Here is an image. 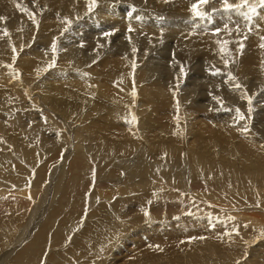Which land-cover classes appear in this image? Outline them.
I'll return each instance as SVG.
<instances>
[{
	"label": "bare ground",
	"instance_id": "6f19581e",
	"mask_svg": "<svg viewBox=\"0 0 264 264\" xmlns=\"http://www.w3.org/2000/svg\"><path fill=\"white\" fill-rule=\"evenodd\" d=\"M7 1L8 0H0L4 5L10 4L13 8L15 7V3H13L15 0ZM36 1L39 4L48 7L62 6V3L70 5L72 7L70 12L71 18L67 19L62 16L61 11L58 15L60 20L52 21V30L48 33L43 34L38 30H30L28 27L17 34L12 35L11 33L13 31L10 30V24L13 20L10 19L8 15L1 17L3 18L1 19V22L3 23L2 31L6 29L9 35L5 38V36L0 33L2 37L0 38V51L4 52V56L0 58V61L3 64L6 63V65H0V72L5 73V76L0 77V96H5L3 97L4 102H1L0 104V110L3 109L11 113V122L9 125L0 124V204L3 206L0 207V245L5 244L10 247L9 245L13 243L15 244V246H13L17 247L19 243L29 237L30 234H27L28 227L26 228V224L28 223L27 217L29 210H32L30 208H33L32 198H39L42 204L46 203V206L43 207L45 208L43 212L44 216L45 212L49 211L50 214L48 216L50 218L55 219L56 216L59 220L54 221V227H57V232H55L56 234L53 238V243H51V237L49 239L47 235L48 225H46L47 227L44 226L47 222H43L39 228L40 230L37 231V235H35L37 240L35 242L36 248L32 251L33 255L31 254L30 257L28 256L26 252L28 247H26V250L25 248H20L25 251L21 250L24 252L22 253L18 250V254L13 259V264H43L42 259L47 252L46 248L51 247L50 250H52L61 244H66V246L70 245L69 247L74 250L83 247V251L80 256H73L71 251L68 250L66 256L67 259L62 262L60 260L54 262L49 259L48 264H96V262L100 264H114V259L110 257L109 250L115 246V243L121 242L123 237L122 233L127 228L126 224L128 221H130V224L137 225V222L130 220L132 212L142 213L139 217L138 226L145 225L148 222L161 223L162 221L169 220L176 215L185 217L178 221L181 226L179 230L167 231L168 234H171V238L177 237L176 239L190 237L193 234L192 231L187 230L186 227L183 226V223L185 222L194 224L195 228L197 226H203L201 222H195L191 219L204 221L221 219L223 223L229 225L227 229L230 231L222 229L217 232L208 229L199 235L203 240L199 239V242L194 245L193 243H183L185 247L163 251L160 259L163 264H232L235 263V261L232 260L241 253L240 250L249 252L239 246V244H246V240L249 237L252 242L256 243L255 252L258 254L256 261H249V264H264V237L260 236V233L264 231V210L261 209L264 207V146L256 144L258 141H256V137L253 135L252 137H254V139H246L245 144L240 146L228 141V139H224V136L226 137L228 132L234 136L233 131L239 130V128L235 129L236 125L240 127L242 126V122L240 123L242 120H239L236 114V109H240L239 106L238 108L231 107L234 106V104H230L231 106L229 107L224 104L218 106L222 112L231 113V111H233L236 115L231 121L224 123L227 125L228 129L231 128L230 130L225 131V134L221 135L220 133L216 134V132L210 131V134L213 133L214 135L208 138V144L202 142L198 131H203L204 125L207 127L209 126L206 125V123H199V128H196L198 131L194 129L195 127L189 124L185 107L182 109V107L178 105L177 98L173 100L170 99L172 103L170 109L173 112L174 109H179V113L178 111L177 113L179 114L180 119L175 117L177 119V126H172L171 124H165V126H162L160 124V119L159 121L157 120L160 122L159 124L157 122L153 123L154 121H151V117L147 112V106L145 105L147 103L144 101V98L156 101L158 99L157 97L161 95L160 92L164 91L160 90V92L153 93L146 85L143 86L139 94L135 93L136 88H132L131 86L129 87L130 92H126L120 88L118 82L121 83L123 80L125 84H127V82L130 81L131 75L140 76L142 68L145 65L144 62L142 64H137V62H141L138 59L136 66L140 65L139 69L136 70V73H132L127 67L128 64L132 63H130L128 58H121V54L123 55L124 52L120 51L117 47L118 51L116 52L117 55H119L118 61L111 62L113 67L110 68V71L107 74H100L102 76L106 75L105 79L93 78L94 76H91L93 73L88 75L87 78L74 77L67 81H58V78H55L56 81L52 83V85L55 83L53 90L46 93L41 87L40 90L42 93L35 91L31 88L30 82L37 80L42 75L48 76L49 74L46 72L47 66L58 65L61 63V60H68L69 62H72L71 65H73V62L78 58V55L70 53V51L76 50L77 46L71 45L67 48H62L63 41H70L74 35L78 34L79 29L77 30V25H92L93 22H91V20L94 19L98 22V30L109 25V21L113 20V15L110 14H116L113 12L114 8L121 0H97V6L91 13H88L86 0ZM211 1L212 0H210V2ZM220 1L222 2V0H219L218 2ZM240 1L244 0H228V3L233 5L231 8H225L224 4H220L217 8L223 12L221 17H228L231 19V17H233L231 14H235L236 5ZM247 1H254L257 4L260 2V0ZM121 2L123 3L125 1L122 0ZM131 4H133V7L137 6L138 9H131V11L125 9V13L130 11L129 15L126 14V16L125 14H121V11L119 13L120 21L124 22V24L120 28H114L113 30H118V32L125 30L124 32L127 33V28L131 27L135 29L134 31H131L133 35L134 33H139L141 35L143 33L138 27L139 24H142L145 19L149 20V17L152 14L155 15L154 20L158 19V16L156 15L157 13L147 12L142 10V8L156 12L158 11L146 7L141 3V0H133ZM37 11L39 13L41 8H37ZM239 11L242 12V15H236L234 17L242 20L243 16L247 14V11ZM25 17V21L32 19L31 17H27V15ZM86 17H88V19H85ZM134 17H137L136 19L139 20L134 22L131 20V18L134 19ZM66 19L71 21V25L65 23ZM80 20H82V22L77 24L76 22ZM204 20L206 21V16ZM202 22L204 23V21ZM259 22H261V20ZM169 23L170 22L160 21L157 23L155 20L152 22L151 26L153 28L161 27L160 30L170 28L171 34L177 33L179 31L176 29L179 28L177 27L178 24L175 23L172 25ZM31 25H33V23H31ZM35 25H37V23H35ZM187 27L188 26L185 24L182 28L187 29ZM66 28L68 29L67 31H65ZM110 28L111 27L109 26V29ZM198 28L200 29V25ZM261 29L262 26H259L258 30L260 31ZM73 30L76 31L74 32ZM238 30L239 35L243 39H245L244 37H247L243 44L246 45V43H250L253 46L252 51L247 55L248 71L252 73V79L256 81L255 84H264V80L255 78L258 72L264 70V55L260 49V45L264 43V40L261 39V37H264V33H254V31L248 29L250 33L246 34L245 32H240L241 27H239ZM156 31L155 34L158 37L163 34L160 33V31ZM112 35V38L110 37L111 41L115 40L116 36H118ZM16 37L18 38L17 40H15ZM183 41L182 44L184 43ZM220 42L221 45L212 44L211 47L221 48L223 42ZM53 43L56 45L55 52L52 49ZM42 44L46 45L49 50L46 51V54H35L39 59L34 60L32 57V55H34L33 48ZM113 45L114 43H111V52L114 50ZM105 46L100 50H97V52H95L96 55H93L97 56L100 52L103 54ZM107 46L106 50L109 49ZM13 48L16 49L15 52L13 51ZM120 49H123V47H120ZM86 55H89L90 57V54ZM76 63L77 61L75 64ZM100 63L102 64L103 62L101 61ZM108 64L109 63L104 64V66H107ZM21 66L26 68V71H22ZM116 68L118 69L115 71ZM59 71L60 70L53 72L52 75L56 77ZM96 72H98V70L94 73ZM150 77L154 76L152 75L149 76V78ZM108 79L115 80L118 86L105 81ZM103 87L106 89H103ZM113 89H116V92L127 97L128 101L118 99L119 97H116L117 94L112 92ZM28 95H31V97L37 96L39 98H45L50 105L53 104V107L57 111L55 112L57 117L53 115V119L61 118L57 121L62 123L61 129L57 127V129H59L57 131L58 141H53L54 145L52 147H47V145L50 144V142L47 141V137H45V141L47 142L42 145H39L38 142L34 140L35 137H39L37 133L43 135V131H47V135H51L49 129L45 130L49 124L47 120L30 125L26 123L25 119L19 116V111H22L25 106H30L34 110L36 105H39L38 98L32 99L33 101H31V104L27 105L31 99ZM7 101L11 102L8 105L3 106ZM158 103L159 105L168 103V100L164 99V101L157 102V104ZM86 109H88L87 113L83 112L86 111ZM124 112H126L128 116V120L126 121L128 126L126 128L120 126L114 120L103 119L102 121L104 122L101 121L102 124H100L99 121L101 119L96 116L97 113H106L108 115H113L115 118H119ZM192 113L193 112H190L189 114ZM91 114H95L96 121L92 120L94 118H90ZM5 115H9V113H5ZM166 117L167 116H165V118ZM21 118L23 120L19 122L18 119ZM169 118L167 119L170 120ZM163 120L165 122V119ZM82 121H84V124H81ZM50 125H53V123H50ZM100 128L101 130L106 129L110 133H106L107 131L102 133L100 132L101 130L99 131ZM36 129H39V131H35ZM68 131H71V134L73 133L75 137L74 139L77 140V143H75L73 147L74 153L71 159H68V156H70V148L68 150L69 145H67L70 141ZM170 132L172 133L169 134ZM188 134L197 135L199 141H195V139L186 140ZM31 135H35V137H31ZM217 135H221L219 141ZM81 139L89 140L94 143L85 146L83 143H80ZM49 141H51V139H49ZM253 141H256V143ZM92 145L93 147H90ZM57 147H60V149H57ZM236 148H239V152ZM52 149H57V153L62 155V162H58L57 167H52L50 169V162L55 161L57 155L52 156L51 159H49L50 162L46 161L45 164L41 165L39 163L41 159H44L48 154V150L50 151ZM137 151L139 152L136 154V159L138 161L132 164L126 163L125 158L130 153H135ZM93 161H97L101 168L98 173L95 172L96 166H94ZM188 164L191 165L192 170L189 174L188 172L190 171V168L187 166ZM168 165H170L169 172L171 175L168 178V185H159L158 182L161 179H157L160 176H152L149 172H153L154 174L160 171L162 172L163 167H169ZM27 166L35 168V171L28 170V175L25 173L24 175L18 174ZM122 166L123 169H121ZM124 169L127 173L131 174L133 179L137 176H146H144L145 179L143 180H137L136 184L131 187L133 192H136V195H133V198H128L129 195L126 196L127 193H130L128 191L129 188H117V181H120L123 178L121 177L122 173H126L124 172ZM174 169L175 171H173ZM9 171L11 172L7 175L6 172ZM164 171L167 173L165 167ZM36 173L38 179L45 182L49 178L48 182L54 183L51 188L53 189V195L51 194V196L47 198L49 186L47 184V186L43 188V184H40V180L38 179L37 183V180L33 179L36 176ZM186 174L193 183L196 182L198 187H202L204 190L199 191L197 189L198 192H190L188 189L189 183L184 182ZM107 178L111 180L110 185L106 182ZM101 179H104L105 181L101 182ZM202 181L207 183L208 188L204 185L201 186L200 183ZM38 185L42 187V190L44 191V196L42 197V190H40V193L38 192ZM107 187L110 189V192H108V195H105L101 190H104ZM138 188L143 189L144 196L140 197L141 194L138 191L141 189ZM176 189H178V192L173 191ZM97 191L98 193L109 197L108 200H106V203H109L108 201L112 202L111 197L113 193H117V195L119 194L121 198L120 200L115 199L112 204L109 203V206L103 204L93 206L91 200H87V195L91 193L92 198L93 194ZM169 191H172L173 194ZM36 192L39 194L36 195ZM58 194H60L59 197H57ZM71 194L73 195L72 200L67 202V204L69 206V203H72L70 206L71 208L68 209V206L65 205L63 201L70 198ZM29 197L31 199H29ZM166 197L168 198L166 199ZM57 201L58 204L56 203ZM149 201H151L152 205H150L151 203L147 204ZM133 204H135L136 207L128 208ZM258 204H261L260 208H256L260 209V211H258L260 212V215L257 216L254 214L252 218L248 216L250 219H247V217L245 218V212L243 215L244 217L238 218L239 214L242 215L241 213L243 209H237L239 208L238 206H257ZM87 206L88 208L89 206L97 207V210L91 213L88 211L85 212ZM58 207H60V210ZM112 207L115 208V212L110 210ZM128 209L132 211H127ZM105 211L111 215H113V213L118 214L120 217L119 221H116L114 218H110L109 222L104 221L103 216H105ZM98 213L100 218H96V220L92 221L89 220ZM85 215L87 216V220L89 222L91 221V223H87L88 226H85V229L80 233H77L74 237L75 233L81 227L80 225ZM30 216L32 215L30 214ZM33 216H36V212ZM106 217L107 216L104 218ZM248 220L251 221L249 225L254 228L253 233L246 234L250 229L247 225L243 230V234L245 235H237L233 238L227 236L230 235L231 231L234 233H240L242 230L241 226ZM59 228H62V232L59 231ZM60 235L62 236L59 237ZM148 235L157 238L154 242L158 241V243H160V241H162V239L159 238V232L155 229H149ZM11 239H15V241H9ZM89 241H92L95 244L93 248H89ZM175 244L176 241L168 239L164 241L162 245H159V247H157V245H155V247L156 249H166ZM134 245L135 247L131 246L132 248L134 247L133 249L139 248L137 242H135ZM131 247L129 248L130 252L133 251L131 250ZM84 254L85 256H83ZM145 254L146 253H143L139 257H142ZM6 256L7 255L4 254L0 257V264L7 263L6 258H8V256ZM135 261L133 264H146L139 259L136 262Z\"/></svg>",
	"mask_w": 264,
	"mask_h": 264
},
{
	"label": "rangeland",
	"instance_id": "374dc122",
	"mask_svg": "<svg viewBox=\"0 0 264 264\" xmlns=\"http://www.w3.org/2000/svg\"><path fill=\"white\" fill-rule=\"evenodd\" d=\"M121 1L114 8L113 12H115L116 14H110V15H113L112 16L113 20L109 21L110 24L104 26L103 28H100L99 30L97 29V23L98 22H96L97 20H95V19L91 20V22L96 23V24L92 23V25L80 24L82 22V20L77 21L76 23L80 24V25H77V30L79 29L78 34L74 35L72 37V39H70V41H63L62 42V48H67L71 45L77 46V49L70 51V53L78 55V58L73 62V65H71L72 62H69L68 60H61V63L58 65L47 66L46 72L49 75L48 76L42 75L37 80L30 82L31 88H33L35 91L41 92L40 89L42 87L43 91L47 93L48 91L53 90L55 83H54V85H52V83L56 81L55 78H58L57 79L58 81H67L70 78H74V77L87 78L88 75H90L91 73H93V74H91L92 77L94 76L93 78L96 77V78L105 79L106 75L102 76L100 74L101 73L107 74L110 71V68L113 67L111 62L118 61L119 55H117L116 51H118V49H119L120 51L124 52L123 55L121 54V58H128L130 63H132V64H128V66H127L128 69L132 71V73L133 72L136 73V70L139 69L140 65L136 66V62L138 59L141 62H137V64H142L144 62V65H145L142 68V72H141L140 76L131 75L130 81L127 82V84H125V82L123 80L121 81V83L118 82L120 88H122L126 92H130L129 87L131 86L132 88H136L135 93H138V94L140 93V90L145 85L153 93L160 92V90L164 91V92H160L161 95L157 97L158 99L156 101H152V100H149L147 98H144V101L147 103V104H145L147 106V112L149 113V116L151 117V121H154L153 123L157 122L159 124L160 122H158V121L160 119V121H161L160 124L162 126H165V124H167V125L171 124L172 126L173 125L177 126L176 120L180 119L179 114H178L179 109H174V112L170 109V107L172 105L170 99L173 100V99L177 98L178 99V105L181 106L182 109H184V107H185V112L188 116L189 124L194 126L195 127L194 129L199 128V123H206V125L209 126V127H207L204 125V127H203L204 132L198 131L196 129L198 131V133L200 134L202 142L208 144V138H210L211 136L214 135L213 133L210 134V131H214V132H216V134H218V133H220L221 135L225 134V131L230 130L231 128L228 129L227 125L224 123L231 121L233 119V117H235V115H236L235 112H233V111H231V113H229V112L224 113L219 109L218 106L221 104H224V105H228V107H229V106H231L230 104H234V106H231V107H235V108L237 107L238 108V106H239L240 112L245 115V120L240 121V123L242 122L241 127L238 125L235 126V129L239 128V130H237L238 132L235 130L233 131L234 136H232V134H230L228 132L227 133L228 135L226 137L224 136V139H228V141L233 142L236 145L240 146L242 144H245L246 139L252 140V139H254V137H256V141H258V143H256V141H253V142H255L256 144L264 146V84H262V83L260 85L255 84L256 81H254V79H252V73H250V71H248L247 55H248V53H250V51H252L253 46L250 43H246V45H244V49H243L242 53L240 51H238L239 41H242V42L245 41V39H243L239 35V30H238L239 27H241L240 32H245L246 34L250 33V31H254V33H264V8H262L260 6V2L258 4L254 1H252V2L247 1V3H245L244 1L238 2L236 5V12L234 15L231 14L233 17H231V19H230L228 17L227 18L221 17L223 12H221L220 9L217 8V7H219L220 4H223V2H221V1L218 2L219 0H216V1L212 0L210 2V0H209V3L207 5L201 6V9L207 13L206 21H205L204 20L205 16L202 18L196 17V16H194V14L190 10L193 2L196 3L197 0H168L167 3L165 2V0H141V3H143L146 7L150 8V9L157 10L159 12L158 13L156 11H152L149 9L142 8V10H144V11L157 13L156 15L158 16L157 18L159 19V20L155 19L157 23H159V21L160 22H170L169 24H172V25L177 23L178 24L177 27H179V28H176L179 31L175 34L170 33V30H171L170 28L161 29L162 31L160 30L161 27L153 28L151 26V24L153 21H155L154 20L155 15L152 14L149 17V20L145 19L142 22V24L138 25L140 30H142V33L145 35L144 36L143 34L140 35L139 33H134V35H133L129 31V28H127V31H128L127 33L124 32L125 30L122 32H118V30H116V31L113 30L114 28H120L124 24V22L120 21L119 13L121 11H122L121 14H125V16H126V14L129 15V12L131 11V9H138L137 6L133 7V4H131V2H133V0H124L125 2H123V3ZM7 2H9V0ZM13 3H15L14 8L10 4L4 5L0 2V18L5 16V15H8L10 17V19L13 20L12 23L10 24V26H11L10 30L13 31L11 33L12 35L17 34V33L23 31L25 28H28V27L30 30H38L43 34L48 33L49 31L52 30V25H53L52 21L60 20L58 15L61 11H62V16H64L67 19L71 18L70 12H71L72 7L70 5H66L64 3H62V6H52V7H48V6L39 4L36 0H15V1H13ZM17 4H19L20 7H17ZM189 7H190V9H189ZM24 8H27L28 12L23 11ZM37 8H41V11L39 13L37 11ZM253 8H255V11L252 10ZM125 9L130 10V11H128V13L127 12L125 13L124 12ZM239 10L247 11V14L243 16L242 20H239V19H237V17H234L236 15H242V12ZM31 13H33L35 15V20L37 22V25H35V23L33 22L32 19L27 20V21L24 20L26 18L25 16L27 15V17H30L29 15ZM188 17H189V19H188ZM207 17H209V18H207ZM136 18L137 17H134V19L131 18V20L136 22L139 20ZM85 19H88V17H86ZM260 20H261V22H259ZM202 21H204V23L205 22L206 23L204 24ZM31 23H33V25H31ZM185 24L188 26L187 27L188 30L185 28H182ZM2 25H3V23L1 22V19H0V33H1V35L3 34ZM199 25H200V29L198 28ZM109 26L111 27L110 29H109ZM259 26H262V29L260 31L258 30ZM132 29H133V31L135 30L134 28H132ZM217 29L220 30L218 33L216 32ZM248 29H250V31H248ZM155 31L156 32L160 31V33H163V34L158 37L155 34ZM106 32L107 33L111 32V35L113 34V35H118V36H116L115 40L111 41L110 40L112 38L111 35H109V36L104 35V33H106ZM186 34H188V35H186ZM1 35H0V38H2ZM135 37H136V39H135ZM5 38H7V36H5ZM209 38H211V39H209ZM215 38H217V39H215ZM17 39L18 38L16 37L15 40H17ZM183 39H184V41H183ZM191 39H192V42H191ZM97 40H99V41H97ZM212 40H213V42H212ZM182 41L184 42L183 44H182ZM217 41H222V42L227 41L228 44L225 46L227 51H225L224 53H221L220 47H217V48L211 47L212 44L213 45H221V44H218ZM208 42H210V43L212 42V43L210 44ZM111 43H114V45H115V46L113 45L114 50L112 52H111V49H112ZM199 43L202 46H200ZM188 44H189V46H188ZM81 45H83V46H81ZM105 45L106 46L108 45L107 47L109 49L106 50ZM190 45L193 49L190 47ZM104 46H105V48H104L103 54H101V52H100V54L97 55L98 57L93 55V54H95V52H97V50H100ZM120 47H123V49H120ZM133 48L136 49L135 52H133ZM189 48H191V49H189ZM248 48H251V49H248ZM254 48L256 49L255 46H254ZM247 49H248V51H247ZM260 49L262 50V54L264 55V53H263L264 49H262V48H260ZM48 50H49L48 47L46 45H43V44L35 46L33 48V52H34V55H32L33 59L34 60L39 59L38 56H36L35 54H40V53L46 54V51H48ZM137 50H139V51H137ZM133 53H137V54H133ZM86 54H90V57H89V55H86ZM3 56H4V52L0 51V58H2ZM225 60H227L229 62L227 66L225 65ZM76 61H77V63L75 64ZM101 61L103 62L102 64L100 63ZM54 62H55V60H54ZM0 63H1V61H0ZM107 63H109V64L107 66H104V64H107ZM0 65H6V63H4V64L1 63ZM131 65L132 66L135 65V67L134 66L132 67ZM181 66H183V68H184V73H181V71H180ZM80 67H83V68H80ZM21 68H22V71H26V68H24L22 66H21ZM117 69L118 68H116L115 71ZM57 70H60V71L58 72V75L56 77H54V75H52V73L57 71ZM96 70H98L99 73L98 72L94 73ZM216 70H219V73L216 75H213L212 73L215 72ZM229 73H231L232 77H235L234 80L230 79ZM152 75L154 77L149 78V76H152ZM2 76H5L4 72H2V73L0 72V77H2ZM124 76H125V74H124ZM255 78L264 80V70L261 72H258L256 74ZM105 81L111 83L112 85L118 86L117 82L113 79H108ZM237 84L240 85L239 88H237L235 86ZM103 89H106V88L103 87ZM112 92H114V94H117L116 97H119L118 99H123L125 101H128V98L125 97L123 94H121V93L119 94V92H116V89H113ZM213 94L214 95L216 94V95L214 96ZM206 95H207V97H206ZM245 96L250 97L252 100L251 107H252L253 111L251 113H249V111H248L249 104H248V99H246ZM3 97H5V96H0V104H1V102L2 103L4 102ZM28 97H31V95H28ZM214 97L219 98V100L222 101V103L218 102L217 99H214ZM1 98H3V99H1ZM34 98L39 99V105H36V108H34V110L30 106H25L22 111H19L20 112L19 116H21L23 119H25L26 123L30 124V125L35 124V123H40L42 121L47 120L49 123L48 124L49 127L47 126V129H45V130L49 129L51 135H47V131H43V135H41V133H37V135H39V137H35V135H31V137H35L34 140L37 141L39 145H42L43 143L48 141V142H50V144H48L47 147H52L54 145L53 141H58L57 131L62 128V123L57 122V121H58V119L60 120L61 118L59 117L57 119H53V115L55 117H57V115L55 114V112H57V111L53 107V104L50 105L49 102L45 98H39L37 96H33V97H31L30 102L27 105H30L31 101H33L32 99H34ZM164 99L168 100V103H163L164 105L163 104L159 105V103L157 104V102L164 101ZM35 101H37V100H35ZM10 102L11 101H7L3 106L8 105ZM88 109H86V111H83V112L87 113ZM170 110H171V112H170ZM188 110L190 112H193V113L189 114L190 112ZM177 111H178V113H177ZM5 113H9V115H5ZM172 113H173V115H172ZM60 114H62V113H60ZM94 115L95 114H91L90 118H94L92 120L96 121V118ZM10 116H11L10 112H7L6 110L1 109L0 110V124L9 125L11 122ZM96 116H97V118L101 119L99 121L100 124H102L101 121L104 119V120H114L117 124H119L120 126H122L124 128H126L128 126V124L126 122L128 120V116H127L126 112L122 113L119 118H115L113 115H108L106 113L105 114H103V113L98 114L97 113ZM165 116H167V117L165 118ZM22 118L18 119L19 122H21L23 120ZM167 118H169L170 120H168ZM163 119H165L166 123L164 122ZM102 122H104V121H102ZM50 123H53V125H50ZM81 124H84V121H82ZM236 124H237V122H236ZM245 125H247L250 128V132L245 133L242 131V129L245 127ZM52 127H53V130H52ZM57 127H59V129H57ZM100 130H101V128L99 129V131ZM35 131H39V129L38 130L36 129ZM66 132H67V130H66ZM100 132L110 133L106 129H102ZM62 133H64V132H62ZM171 133L172 132H170L169 134H171ZM6 134H8V133H6ZM68 134L70 137L69 138L70 141L67 144V145H69V147L67 146L68 150L70 148V151H69L70 156H68V159H71L73 156V153H74L73 147H74L75 143H77V140L74 139L75 137H74L73 133L71 134V131L70 132L68 131ZM221 135H217L218 141H219V138ZM247 135H248V137H247ZM252 135L254 137H252ZM18 136H21V135H18ZM45 137H47V141H45ZM49 139H51V141H49ZM192 139L193 140L195 139V141H199V137H197V135L188 134L186 136V140H192ZM260 140H262V141H260ZM80 143H83V145L88 146L89 144H93L94 142L81 139ZM90 147H93V145ZM82 148H84V147H82ZM232 148H235V147H232ZM57 149H60V147H57ZM57 149H52L50 151L48 150V154L45 156L44 159H41L39 164L40 165L45 164L46 161L50 162L49 159H51L52 156L57 155V159L53 162H50L51 163L50 169L52 167L53 168L57 167L58 166L57 163L62 162L61 161L62 155H59V153H57ZM236 150L238 151L239 148H236ZM137 153H139V152L137 151L135 153L134 152L130 153L125 158L126 163L132 164V163H135L136 161H138L136 159ZM93 162H94V166H96L95 172L98 173V171L101 168H100L99 164L97 163V161H93ZM168 166L169 167L164 166L165 169H167V173H166V171H164V167H163V171L162 172L160 171L161 173L158 172V173L154 174L153 172H149L150 175H152V176L153 175L160 176L157 179V180L161 179L158 182L159 185H166V186L168 185V178L171 176L170 172H169L170 165H168ZM187 166L190 168V171L188 172V174H189L192 171L191 165L188 164ZM121 169H123V166ZM28 170L29 171H35V168H32L31 166H27L26 168L24 167L23 171L21 173H18V174L24 175V173H25L26 175H28V172H27ZM173 171H175V169ZM10 172L11 171L6 172L7 175ZM124 172H126V173H122V176H121L123 178L120 181H117L118 182L117 188H120V187L129 188L128 191L130 193H127L126 196L129 195L128 198H133V195H136V192H133L131 187H133V185L136 184L137 180H139V179L143 180V179H145L146 176L145 175L137 176L135 179H133L131 177V174L127 173V171L125 169H124ZM185 178L186 179L184 182L189 183L188 189L190 190V192H193V191L198 192L197 189L199 191L204 190V188L198 187V184L196 182L193 183L191 181V179H189L187 177V174H186ZM33 179H36V180L38 179L37 173ZM38 180H40V179H38ZM38 180H37V183H38ZM48 180H49V178H48ZM48 180H46L45 182L40 180V184H43V188L45 186H47V184L49 186L47 198L49 196H51V194L53 195V189H51V188L53 187V184H54V183H49ZM100 181L104 182L105 180L101 179ZM106 182L109 185L111 184V180L109 178L106 179ZM37 183H36V186H37ZM200 184H201V186L204 185L206 188H208L207 183L202 181ZM30 188H28V189H30ZM37 189L39 190L38 192L40 193V190H42V187H40L38 185ZM138 189H141V188H138ZM142 190L143 189L138 191L141 194L140 197L144 196V193ZM101 191L105 195L106 194L108 195L109 194L108 192H110V189L107 187L104 190L102 189ZM103 191H106V192H103ZM173 191L178 192V189L173 190ZM38 192H36V195L39 194ZM62 192H64V191H62ZM169 192L171 194H173L172 191H169ZM164 193H168V192H164ZM59 195L60 194H58L57 197H59ZM91 195H92L91 193H89V195H87L88 196L87 200H91L93 206L94 205L99 206L100 204L109 206L110 204H112V202L115 199L120 200V198H121V196L119 194L117 195V193H115V194L113 193L112 197H111L112 202L108 201L110 203L109 204V203H106V200H108L109 197H106L105 195L98 193V191L93 194L92 198H91ZM42 196H44L43 190L41 192V197ZM72 196L73 195L71 194L70 198L63 201L65 205L68 206L67 202L72 200ZM167 198L168 197H166V199ZM29 199H31V198L29 197ZM136 199H138V198H136ZM136 201H138V200H136ZM39 203H40V207H39ZM56 203L58 204V201ZM71 203H69L68 209L71 208L70 207ZM150 203H151V201L147 202V204H150ZM41 205H43V206H41ZM150 205H152V203ZM260 205L261 204H258L257 206L256 205H243V206L240 205L241 207L238 206L239 208H237V209L243 208L242 213L240 212L242 215L239 214L238 218L244 217L243 215L245 214V212H246L245 218L247 217V219L252 218L254 216V214L257 216L260 215V212H258V211H260V209H256V208H260ZM44 206H46V203L42 204L41 200L39 198H32V207L33 208H30V209H32L34 211L29 210V214L27 217L28 223L26 224V228L28 227L27 228V234L28 235L30 234L29 237L26 238L25 240H23L21 243H19L17 245V247H14L15 244H13V243H11V245H9L10 247L6 246L5 244L0 245V247H1L0 248V257L4 254H6L8 256V258H6L7 263H5V264H13L14 263L13 259L18 254V250L19 251L22 250L20 248H25V250H26V247H28L29 249L27 248L26 252H27L28 256L30 257V255L32 254V251L36 248L35 242L37 239H36L35 235H37V231L40 230L39 228L43 222H47L46 224H44V226L48 225L47 235H48L49 239L51 237V243H53V238L56 234L55 232H57V230H56L57 227L56 228L54 227V223H55L54 221H57L59 219H58V217L56 218V216H55V219L50 218L48 216L50 214L49 211H46L45 216H44L43 215V212L45 209V208H43ZM252 206H254V207H252ZM0 207H3L2 204H0ZM134 207H136L135 204H133L132 206H130L128 208H134ZM251 207H252V209H251ZM59 208L60 207H58V209ZM85 209H86L85 212L88 211L89 213H91V212H95L97 210V207L89 206V208H88V206H87ZM261 209L264 210V207ZM110 210L112 212L113 211L115 212L114 207L110 208ZM127 211H132V210L128 209ZM234 211H235V209H234ZM35 212H36V216L34 217L33 215ZM30 214L33 216V218H32V216H30ZM141 214H142L141 212H137V213L132 212V214L130 215V220L137 222V225L130 224V221H128L126 224L127 228L122 233L123 237L121 239V242L115 243V246L109 250V255L112 259H114V262H113L114 264H133L134 261L135 260L137 261L138 259L144 261L146 264H163V262L160 260L162 254H163V251H167V250H171V249L179 248V247H185V245H183V243H193V245H194V244L199 242V239H201V237L199 235H200V233H202L205 230L209 229V230H215V231L219 232L220 230L225 229L227 231H230L227 229L229 227V225L223 223L221 219H212L210 221L191 219L195 222H201L203 224V226H197L195 228L194 224H192V223L190 224L189 222H185V223H183V226H185L187 230L192 231L193 234L190 237H186V238H182V239H176L177 237L171 238L170 237L171 234H168L167 231L179 230L181 226H180V223L178 221L180 219L185 218V217H180V216L176 215V216L170 218L169 220L162 221L161 223L148 222L145 225L138 226L139 217ZM98 215H99V213L97 215L91 217L89 220L92 221V220H96V218H100ZM64 216H65V214H64ZM105 216H107V217L104 218ZM105 216H103V219L106 222H109L110 218H114L116 221H119V218H120L118 214L113 213V215H111L107 211H105ZM248 216L250 218H248ZM20 217H21V215H20ZM86 217L87 216L85 215L83 220H82V223L80 225L81 227L75 233L74 237L77 235V233H80L81 231H83L85 229V226H88L87 223H91V221L89 222ZM46 218L48 221L46 220ZM250 223H251V221H249V220L245 221L244 225L241 226L242 230L240 233H234L231 231L230 235H227V236L233 238L234 236H237V235H245V234H243V230L246 228L247 225L250 227V229L246 234L253 233L254 228L249 225ZM213 226H215V227H213ZM149 229H155L159 232V236H160L159 238L162 239V241H160V243H158V241H156L157 243L154 242V240L157 238H153L152 235H148ZM59 231L62 232V228H59ZM61 236L62 235H60L59 237H61ZM168 239H172V240L176 241V244L174 246L168 247L166 249H156L155 245H157V247H159V245H162V243ZM201 240H203V239H201ZM9 241L14 242L15 239H11ZM135 242H137V245L139 247L138 249L137 248L133 249L135 247V245H134ZM27 243L30 247L27 245ZM94 245L95 244L92 241H89V248H93ZM69 246L70 245L66 246V244H61L57 248H53L52 250H50L51 247L46 248L47 252L45 253L44 258L42 259L43 264H48L49 259L54 261V262H56L58 260H60L61 262L64 261L65 259H67L66 256H67L68 250L71 251L73 256H80L81 252L83 251V247L79 248L77 250H74L73 248H71ZM127 246H130V247L134 246L133 248L131 247V250H133V251L130 252V249H129L130 247H127ZM239 246H240V248L248 250L249 252H246L244 250H240L241 253L232 260V261H235V263H232V264H237L238 261H239V264H249V261H254V262L256 261V258L258 256V254L255 252L256 243L252 242L250 237L247 238L246 244H239ZM4 247H6V248H4ZM187 248H189V247H187ZM25 250H22V251H25ZM53 251H56V252H53ZM22 253H24V252H22ZM143 253H146V254L142 257H139ZM83 256H85V254ZM89 256H90V253H89ZM83 263H85V262H83ZM2 264H4V263H2ZM87 264H93V263H87ZM96 264H100V263L96 262Z\"/></svg>",
	"mask_w": 264,
	"mask_h": 264
},
{
	"label": "snow or ice",
	"instance_id": "6c2138e0",
	"mask_svg": "<svg viewBox=\"0 0 264 264\" xmlns=\"http://www.w3.org/2000/svg\"><path fill=\"white\" fill-rule=\"evenodd\" d=\"M86 2H87L88 13H91V12L94 10V8L97 6V0H86ZM165 2L167 3L168 0H165ZM222 2H223V4H224L225 8H231V7H233V5H231V4L228 3V0H222ZM244 2L247 3V0H244ZM208 3H209V0H197L196 3H193V4L191 5V9H190V10H191V12L194 14V16H196V17H201V18H202V17L206 16L207 13L201 9V6H202V5H207ZM260 6H261L262 8H264V0H260ZM17 7H20V5L17 4ZM252 10L255 11V8H253ZM23 11L28 12V9H27V8H24ZM30 17L32 18V20H33L34 23H37L36 20H35V15H34V14H30ZM0 19H3V18H0ZM65 23H67L68 25H71V21H70V20H67V19H66V20H65ZM67 30H68V29L66 28L65 31H67ZM129 31L131 32V31H133V29H132L131 27H129ZM219 31H220L219 29L216 30L217 33H218ZM3 35H4V36H8V35H9V33H8V31H7L6 29L3 30ZM104 35H105V36H109V35H111V33H107V32H106V33H104ZM244 38L246 39L247 37H244ZM261 39L264 40V37H261ZM217 43L220 44L221 42H220V41H217ZM227 44H228L227 41L223 42V45L221 46V49H220L221 53H224L225 51H227V49H226V47H225ZM81 46H83V45H81ZM260 47H261L262 49H264V43H262V44L260 45ZM52 49H53V51L55 52V50H56V45H55V43H53V45H52ZM243 49H244V44H243V42H239V48H238V51H240V52L242 53ZM13 51L15 52L16 49L13 48ZM135 51H136V49L133 48V52H135ZM228 63H229V62H228L227 60H225V65H226V66L228 65ZM133 66L135 67V65H133ZM180 71H181V73H184V68H183V66H181ZM218 73H219V70H216V71L213 72L212 74H213V75H216V74H218ZM229 76H230V79H233V80L235 79V77H232V76H231V73H229ZM235 86H236L237 88L240 87L239 84H237V85H235ZM245 98L248 99V104H249V109H248V111H249V113H251V112L253 111V109H252V107H251L252 100H251L250 97H247V96H245ZM214 99H217L218 102H221V103H222V101H220L219 98H215V97H214ZM236 114H237V117H238L239 120H245V115H244L243 113H241L239 109H236ZM134 119H135V118H134ZM242 131L245 132V133H248V132H250V128H249L247 125H245V127L242 129ZM260 236H261V237H264V231H262V232L260 233ZM201 239H203V238H201ZM237 264H239V261L237 262Z\"/></svg>",
	"mask_w": 264,
	"mask_h": 264
}]
</instances>
